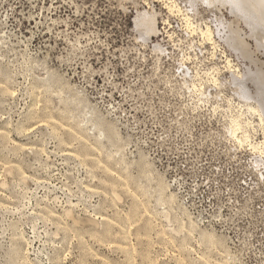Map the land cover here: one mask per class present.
<instances>
[{"label": "rangeland", "instance_id": "obj_1", "mask_svg": "<svg viewBox=\"0 0 264 264\" xmlns=\"http://www.w3.org/2000/svg\"><path fill=\"white\" fill-rule=\"evenodd\" d=\"M243 1L0 0V264H264Z\"/></svg>", "mask_w": 264, "mask_h": 264}, {"label": "bare ground", "instance_id": "obj_2", "mask_svg": "<svg viewBox=\"0 0 264 264\" xmlns=\"http://www.w3.org/2000/svg\"><path fill=\"white\" fill-rule=\"evenodd\" d=\"M230 2H237V0H229ZM243 1V0H241ZM231 4V3H230ZM169 5V4H168ZM237 6V4H236ZM173 7V6H172ZM237 8V7H236ZM238 9V8H237ZM240 9V8H239ZM241 9H243L244 12H248V14H251L255 20L253 21V24H255L258 29L256 33H259L261 37L264 39V0H244L241 3ZM171 11H173L171 9ZM141 22V21H140ZM144 23V22H143ZM256 27V28H257ZM209 29V28H208ZM207 29V30H208ZM206 30V31H207ZM142 31V30H141ZM209 33V32H208ZM259 35V36H260ZM258 36V34H257ZM264 41V40H263ZM262 42V41H260ZM54 123V122H53ZM45 127V126H44ZM70 130V129H69ZM69 152V151H67ZM65 153V152H64ZM75 154V153H74ZM68 156V155H67ZM111 171V170H110ZM17 174V173H16ZM56 215V214H55Z\"/></svg>", "mask_w": 264, "mask_h": 264}]
</instances>
